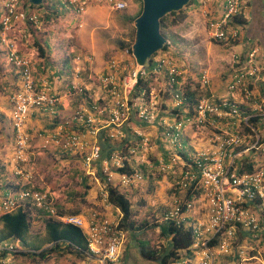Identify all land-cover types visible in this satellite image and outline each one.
I'll return each mask as SVG.
<instances>
[{
  "label": "built area",
  "instance_id": "2783aa9c",
  "mask_svg": "<svg viewBox=\"0 0 264 264\" xmlns=\"http://www.w3.org/2000/svg\"><path fill=\"white\" fill-rule=\"evenodd\" d=\"M26 1L0 0V43L18 76L17 88L9 95L13 131L9 163L14 181L0 185V215L20 208L32 215L38 209L45 217L81 230L86 264H114L126 241V230L118 226L122 213L109 201L106 187L123 191L141 185L144 168L170 176V187L176 191L158 221L191 230L189 256L182 250L172 264H214L217 258L231 264H264L251 254L249 242L239 243L237 233L245 230L256 238L259 226L252 208L259 205L264 209V135L249 121L264 114V91L256 103L249 87V79L264 73V62L254 60L256 49H250L237 66L239 54L230 55L232 71L225 89L234 96L210 93L211 77L206 69L197 70L196 81L209 93L190 106L184 95L181 65L168 54L155 56L144 65L111 56L98 75L84 71L83 63L88 64L90 56L81 61L76 55L69 76L54 77L58 83L70 85L61 93L52 80L34 77V56L21 52L26 24L38 28V15L24 7ZM67 3L77 15L91 4L115 11L126 7L124 0ZM210 3L200 0L201 8L207 5L202 12L207 15V38L229 44L238 34L231 18L241 12L244 0H222L217 15L211 13ZM148 75L153 76L148 92L142 90L131 98L137 78ZM79 95L70 123L54 125L62 102ZM34 111L53 125L34 133L36 145L78 157L82 174L96 185L97 203L84 215L58 213L47 191L31 182L32 171L25 169L31 138L25 121ZM85 134L90 138L85 139ZM98 136L119 145L103 156ZM126 139L129 144L124 143ZM247 165H251L249 171ZM25 250L18 239H1L0 254L5 256L0 257V263L7 264L14 253Z\"/></svg>",
  "mask_w": 264,
  "mask_h": 264
},
{
  "label": "rangeland",
  "instance_id": "374dc122",
  "mask_svg": "<svg viewBox=\"0 0 264 264\" xmlns=\"http://www.w3.org/2000/svg\"><path fill=\"white\" fill-rule=\"evenodd\" d=\"M124 1L126 3V7L130 5L132 9L131 11L137 12L140 6L139 0ZM199 1L200 0H194V2L188 3V6L185 7L186 17L178 25L170 26L168 24L167 17L162 21L161 32L167 41L168 47L163 51H156L153 57L159 56L160 54L171 55L173 61L178 65H181L180 69L182 70V76L185 78V81L191 78L196 81L198 79V65L196 64V61H200L204 52L206 58L204 59V65L201 68L204 70L206 69L211 77L210 81L215 82V80L219 81V79L222 78V75L226 72L224 70L225 68L227 69L229 65L227 63L228 60L226 61V59L228 56V59L230 60L229 47L233 41H230L229 44H224L207 38V15H203L202 13L203 9L207 5L201 8ZM218 1L219 0H211V6H214V3L217 4ZM89 6L94 5H88L86 9ZM103 6L104 7L100 8L95 7L97 9V13L94 15L96 19L97 17L118 19L119 14H123V12L118 13L117 11L108 8L106 5ZM40 10L41 9L36 12L40 13ZM85 12L81 15H77L71 11V8H66L64 13L59 16L58 19L51 21L47 26H44L38 17V28H33L34 35L39 39V41L42 37L46 38V45L48 49L50 48L48 52H51V62L53 64L56 62V59L61 60L64 55L68 56L67 53H69V43H71L70 45H72V47H77L75 41L76 36L74 37V35H76L75 31L79 27L80 23L84 22L86 17L92 14L90 9L87 13ZM131 23L123 21L121 26L127 27L129 24L131 25ZM100 25L101 24H98L94 28H100L99 30L104 29ZM130 25L128 28L121 27L118 29L116 26L109 24L105 31L102 30L105 35H100L102 36L101 39L98 37L100 33L96 35V38L99 39L98 46L102 49L101 56L104 62L111 56H115L120 60L122 59L123 62L133 60L131 52L127 53L124 49H120L116 45L117 41L127 44L133 40L134 29ZM182 32L189 33L188 37H190V40L194 42L193 45L189 43L187 38H183L187 36L182 35ZM31 37H33V34ZM28 39L31 42L29 35H27L26 40ZM23 43L26 45L27 42ZM20 47L21 49L23 48L22 45H20ZM0 51L3 52V57L0 54V63H2V61H5L6 59V54L1 43ZM33 51L36 56V51ZM89 58L91 59L92 64V55H90ZM89 63L88 65H90ZM88 71H90L89 68ZM2 75L3 73L0 69V95L5 89L8 90V93L12 90L9 84V79L5 78L3 80ZM154 84L155 86H158L157 82ZM166 97L167 95L165 94L162 96L164 101ZM36 142V137L29 139L28 143L30 146L27 149V161L25 162V169H31L32 171L31 182L35 186L47 191L53 199V203L56 208H63L67 211L78 208L80 212L86 209L88 210L91 207L92 198L94 200L95 197V184L90 180L82 183V172L77 167L78 157H70L73 155H67L58 150L57 151L60 153L52 151V149H41L36 145ZM142 171L147 175L146 179L152 176L153 180H157L158 183H155V186L154 183L148 185V181L144 180L143 187H145V191L144 189L139 191V193L143 195V198L139 200L137 199L135 202L134 200L131 201V204L134 205L131 207L137 210L136 214L132 216L134 224L138 225L139 223L145 221V225L140 229H126V241L121 249L117 261L114 264H159L156 258L152 259L142 256L139 253V248L146 247L147 249L154 250L159 254L167 242L166 235L161 232V228L163 227L161 226L162 223H160L158 219L160 212L166 207V203H169L168 190L171 188V181L168 179L169 177L165 175L167 178L165 179L164 184V182H160L162 175L160 176L159 174H155V172L148 171L144 168H142ZM84 185L88 186L86 190ZM84 192L86 193L85 195ZM43 235V217L35 213L31 219L30 228L27 233V241L41 244ZM241 242L242 241H239V243ZM243 243L246 244V242ZM49 245V243L42 244L41 248ZM251 251L253 250L251 249ZM77 258L78 257H76L73 252H65L62 255H49L48 260L43 263H38L30 261L29 259L24 260L18 256L12 258V260H10V264H78L80 259L78 260Z\"/></svg>",
  "mask_w": 264,
  "mask_h": 264
},
{
  "label": "crops",
  "instance_id": "0c3cea01",
  "mask_svg": "<svg viewBox=\"0 0 264 264\" xmlns=\"http://www.w3.org/2000/svg\"><path fill=\"white\" fill-rule=\"evenodd\" d=\"M220 3H222V0H219L217 4L214 3V6H211L212 8L211 13H213L214 15H217L219 13V10H220L219 8L221 7ZM95 7L100 8L104 6L103 5L89 6L86 9V12L84 11L85 13H87V11H89L90 9L92 14L87 16L84 22L80 23L79 27L75 31L76 35H74V37L76 36L75 41H76L77 47L75 48L79 47L78 50H80L79 54H76V55H78L81 58V61L84 56L92 55V64H91V59H90L89 64L91 66L89 65L90 66L89 70L91 74L98 75L104 70L103 66L105 62L102 59V56H101L102 49L98 46L99 39L96 38V35L100 33L98 37L101 39L102 36L100 35H105L102 30L105 31L106 27L109 24L116 26V28L120 29L122 27L121 26L122 21L124 20L125 22L126 21L128 22L129 18L133 17L136 11H131L132 9H131V6L129 5L128 7H125L123 10L117 11L118 13L123 12V14H119L118 19L108 18V17H97L96 19L94 15L95 13H97V9ZM242 14H243V18L245 19V22L242 25L235 26L238 29V34H237V37L233 40V42H231L230 44L229 57L232 52L238 53L239 55L244 53V55H246L250 49H256L257 54L254 60L257 62H264V0H244V4L242 6ZM98 24H101L100 26H102L104 29L99 30L100 28H94ZM122 28H128V26L122 27ZM182 35L187 36L183 38H187L189 43L193 45L194 42L190 40V37H188L189 33L185 32ZM68 47H69V53H67L68 56L64 55V58L65 57L69 58V55L74 50L73 49L74 47H72V45H69ZM49 50L50 48L49 49L47 48V61L45 64L37 61L36 56L34 55V51L31 49H27L25 47V44L23 45L21 52L24 54L31 53L34 56L33 57L35 59L34 73H33L34 77L37 79L47 78L48 80H52L53 82H55L54 83L55 89L62 93L67 88L68 82H64V84L58 83L57 81L54 80V77L60 75L61 72L59 71L58 67L60 63L63 62V59L61 60L56 59V62L53 64L51 62V58H52L51 52H48ZM0 54L3 57L2 51H0ZM74 57L72 59L71 66L73 65V61H75ZM205 58L206 56H205V53L203 52V56H201L200 61L199 60L196 61V64L198 65L197 70L202 69L201 67L204 65ZM226 61L229 65L227 69L225 68L224 70L226 71L225 74L222 75V78L224 79L221 78L219 79V81L215 80V82H210L209 92L214 95L227 94L228 96H234L232 93H227L225 89L226 80L228 79V76L231 73V72H228L229 68H231L230 60L228 59V56H227ZM0 66H1L0 69L3 73L2 75L3 80L5 78L9 79V84H10V87L12 88V90L9 93H8V90L5 89L4 92H2L3 95L2 94L0 95V185L5 184V183L8 184L7 182H10L9 183L10 185L12 184L14 180L12 178V173H11L12 164L9 163V158L11 156L12 149H13L12 129H11L10 119H9V112H10L9 94H11V92L17 88L18 76H17V73L14 67L6 59L5 61L3 60L2 63H0ZM209 66H212V65H209ZM231 71H232V68H231ZM66 75L69 76V74H66ZM73 80L74 79L71 78V81ZM84 85L86 87L90 86V84H86V83ZM249 87L251 88L252 95L254 96L253 100L256 103H258L259 100L261 99L260 98L261 93L264 91V73H260L256 77L249 79ZM78 97H80V95L73 99H69V100L62 102V104L58 107V113H57V116L55 117L56 119H55L54 125L56 123H64V122L65 123L67 122L68 124L70 123L69 121L71 118V113L73 109L75 108L76 103H79ZM251 101L252 100H250V102ZM249 108L253 109V105L249 104ZM51 128H53V125L48 122L45 115L39 114L34 111V112H31L30 115L26 118L25 129L27 133L31 136V138L33 137L36 131H46V130H50ZM256 128L258 129L260 134L264 135V114L259 116V119L256 124ZM84 137L85 139L90 138L87 134H85ZM57 150L58 149H52V151L60 153L58 152L59 150L58 151ZM70 157H75V156H70ZM77 167L79 168L78 160H77ZM168 177H169L168 179H171L170 176ZM166 178H167L166 176H161L160 182L161 181L164 182ZM145 180L149 182V183L147 182L148 185H150L151 183H154V186H155V183H158L157 180H153L152 176ZM126 189H130L131 201L134 200L135 202L137 201V199L139 200L140 198H143V195L139 193V191L143 189L145 191V187H143V183L136 187H128ZM263 189H264V183H263ZM171 195L172 193L169 195V202L171 201ZM96 203H97V199L94 197V200H93L92 198L90 208L94 207ZM167 205H169V203H166L165 206ZM88 210L87 209L83 210L80 212V214L84 215L88 212ZM252 210L257 217L258 226H259L258 228L259 232L257 233L256 238H251L249 233L245 230L239 229L237 233H238L240 241H243L246 243L249 242V244L252 246L253 251H251V254L258 256L264 262V209L261 208L259 205H255L252 208ZM35 213L43 217V213L41 211H40V214L37 211H34V213L31 215V219L33 218ZM0 229H1V224H0ZM77 259L78 260L80 259L78 264L87 263V260L85 259V257L77 258ZM214 264H231V263H228L223 258H217Z\"/></svg>",
  "mask_w": 264,
  "mask_h": 264
},
{
  "label": "trees",
  "instance_id": "16d2710c",
  "mask_svg": "<svg viewBox=\"0 0 264 264\" xmlns=\"http://www.w3.org/2000/svg\"><path fill=\"white\" fill-rule=\"evenodd\" d=\"M139 2H140L139 9L137 10V12L135 13L133 17L129 18L128 23L133 22L134 18L139 15L141 11V0H139ZM190 2L192 3L194 2V0H188L186 4L183 5L180 9L175 10V11H169L168 13L164 14L159 19L160 32L162 28V21L166 17L168 18V24L170 26H176L180 22H182L186 17L185 7L188 6V3ZM199 5H200V1H199ZM24 7L27 10L34 11V12L41 9L40 13H37V12L36 13L38 14V17L44 26H47L49 25L51 21L58 19V17L64 13L66 8L70 9V6L68 5L67 0H42L41 4L39 5H32L28 1H26L24 3ZM244 22H245V19L243 18L242 10L241 12L233 15L230 21L231 25L233 24L234 26L242 25ZM130 26L134 29L133 23H131ZM24 31L25 33L27 32L28 34L27 33L26 34L29 35V37L31 38V42L29 41V39L25 41L27 42L25 45L26 48L35 50L37 54L36 55L37 61L45 64L47 61L46 38L42 37V39L40 38V41H39V39L36 38V36L34 35L33 28L30 27L28 24H26ZM32 34H33V37H31ZM162 36H163V33H162ZM132 42L133 40L127 44H123L121 41H117L116 45L118 48L124 49L127 53H130L131 52L130 46ZM70 44L71 43H69V45ZM167 47L168 45L166 41L162 45L160 50L163 51ZM79 51L80 50H78V48H74L73 52L69 55V58L63 57V62H61L58 67L59 71L61 72L60 74L62 73L70 74V71H71L70 66L72 63L73 56H75L76 54H79ZM154 54L155 53H153L149 57L148 61L152 59ZM243 59H246V56L244 55V53L239 55L238 62H236L235 66L240 65ZM83 66H84V71L86 72L89 68V65L87 63H83ZM228 72H231L230 68ZM152 77H153L152 75H148L147 77H144V78L138 77L131 91L130 97L131 98L138 97L139 93L142 90H145L146 92H148V88L153 83ZM69 86L70 85L67 84V88ZM183 87H184L185 99L188 104L187 106L195 104L201 97H204L208 95L209 93L208 90L206 91L205 88L201 87L200 84L197 81L193 80L192 78L188 79L184 83ZM258 119L259 117L253 116L249 118V121L256 127ZM130 121H133V116L130 117L129 122ZM98 141L101 143L103 156L107 155L106 153H108L107 152L108 149L116 148L119 145L118 143L111 144L110 142L103 139L101 136H98ZM124 143L129 144V139L124 140ZM250 167L251 165H247L246 169L249 171ZM155 174L157 173L155 172ZM146 177L147 175L145 176V179ZM81 178H82L81 179L82 183H85V181H88L87 176L83 174ZM7 183L9 184L10 182H7ZM94 187L96 190V185ZM84 188L86 190L88 186L84 185ZM106 189H107L109 201L113 205L118 207L122 213V220H121V223L118 225L120 228L124 230L135 229V228L140 229L141 227L145 225V221L139 223L138 225L134 224V220L132 219V216L136 214L137 210L131 207L132 204H131L130 189L119 191L116 187H111V186H107ZM168 191H169V195L171 193L176 194L174 187H171ZM85 192H84V195H85ZM36 211L40 214L39 210H36ZM56 211L60 214L61 213H69V214H79L80 213V210L78 208L71 209L69 211L63 208H56ZM30 223H31V215L29 214V211L23 210L21 208L17 209L13 213H5V214L0 215V224H1L0 240L3 238L18 239L21 242L20 244H22L23 247L28 249L25 251L14 253L12 255V258L19 256L24 260L29 259L30 261H33V262L43 263L46 260H48L49 255H53V254L62 255L65 252H73V254L78 258L84 257L83 250L85 248V239H84L83 233L81 232L79 228L73 225H70V224H63L57 220H53L48 217L43 218L44 235H43L42 243L37 244L32 241H27V233L30 228ZM161 226H163L161 228V232L162 234L166 235L167 242H166V245L163 247V249L159 252V254L156 253L154 250L147 249L146 247L145 248L140 247L139 253L146 258H152V259L156 258L159 264H172L175 260L179 259L180 257L179 253L182 250H185L186 256L187 255L189 256L188 247L192 243L191 230L189 228L177 226L172 223H162ZM45 243H49L50 245L47 247L41 248V245ZM4 256L5 254H0V257H4ZM12 258H10V260H12ZM10 262H8L7 264H10Z\"/></svg>",
  "mask_w": 264,
  "mask_h": 264
},
{
  "label": "water",
  "instance_id": "95a60500",
  "mask_svg": "<svg viewBox=\"0 0 264 264\" xmlns=\"http://www.w3.org/2000/svg\"><path fill=\"white\" fill-rule=\"evenodd\" d=\"M188 0H141V11L133 20L134 38L130 50L134 62L144 65L166 42L159 30V19L169 11L180 9ZM32 5L42 0H28Z\"/></svg>",
  "mask_w": 264,
  "mask_h": 264
},
{
  "label": "clouds",
  "instance_id": "9594fccd",
  "mask_svg": "<svg viewBox=\"0 0 264 264\" xmlns=\"http://www.w3.org/2000/svg\"><path fill=\"white\" fill-rule=\"evenodd\" d=\"M43 217L46 218L45 215H44ZM19 241H20V240H19ZM20 243H21V242H20ZM22 246H23V245H22ZM24 249H26V248L24 247ZM26 250H28V249H26ZM29 250H30V249H29Z\"/></svg>",
  "mask_w": 264,
  "mask_h": 264
}]
</instances>
